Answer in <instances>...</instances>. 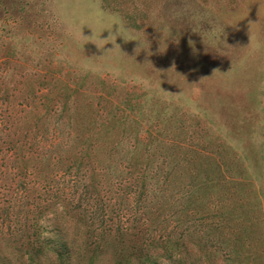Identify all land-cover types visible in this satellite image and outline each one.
Instances as JSON below:
<instances>
[{
	"label": "rangeland",
	"instance_id": "1",
	"mask_svg": "<svg viewBox=\"0 0 264 264\" xmlns=\"http://www.w3.org/2000/svg\"><path fill=\"white\" fill-rule=\"evenodd\" d=\"M61 11L81 30L83 23L111 29L121 20L149 45L140 49L139 41L117 37L120 46L113 51L112 43L99 48L83 37L77 42L68 35ZM8 31H20L25 48L17 47L19 60L5 63ZM83 34L93 31L85 26ZM109 35L105 30L102 38ZM22 56H28L27 63ZM4 87L23 100L18 111L31 109L30 100L49 103L54 142L71 113L63 109L66 103L95 112L101 104L129 102L135 109L122 114L139 125L123 133L128 147L135 145L134 137L143 142L155 136L149 148L157 151L155 165L176 166L178 172L193 150L202 154L200 167L226 163L206 185L211 203L243 204L242 213L264 227V0H0V94ZM97 117L101 122L105 115ZM169 152L175 154L170 165L164 154ZM205 176L195 183L205 186ZM245 181L249 185L241 186ZM241 230L231 227L223 234L233 231L236 238ZM241 239L235 264H264V244ZM231 247H213L206 261L229 264Z\"/></svg>",
	"mask_w": 264,
	"mask_h": 264
},
{
	"label": "trees",
	"instance_id": "2",
	"mask_svg": "<svg viewBox=\"0 0 264 264\" xmlns=\"http://www.w3.org/2000/svg\"><path fill=\"white\" fill-rule=\"evenodd\" d=\"M8 34L5 63L17 60V47H24L20 31ZM2 89L0 264H208L212 248L222 243L232 246L227 257L235 264L241 237L248 245L264 244V227L242 213L243 204L211 203L206 185L226 163L200 167L202 154L193 150L183 170H166L164 163L155 165L157 151L149 152L155 136L143 142L137 136L134 146L126 145L123 133L139 125L122 114L135 109L129 102L101 104L95 112L66 103L67 135L62 131L54 142L49 103L30 100L31 109L18 111L23 100L11 88ZM164 154L172 164L173 154ZM201 173L205 186L195 183ZM187 178L191 181L184 184ZM231 227L242 235L223 234Z\"/></svg>",
	"mask_w": 264,
	"mask_h": 264
},
{
	"label": "clouds",
	"instance_id": "3",
	"mask_svg": "<svg viewBox=\"0 0 264 264\" xmlns=\"http://www.w3.org/2000/svg\"><path fill=\"white\" fill-rule=\"evenodd\" d=\"M60 15L63 17L64 23L67 26V32L70 37L75 39L77 42L81 40L83 37L88 42H94L99 48H101V45H103V48H105V45L108 43H112L114 47L110 50H115L117 46H120L116 41L117 37H122L125 41H139V47L140 49H145L146 45H149V41L145 40L142 36H140L138 33H134L133 30L128 28L121 20H116L113 22V26H117V29L114 33L111 32L113 29V26L111 29L104 26L102 23H98L96 21H91L87 23H83V27L81 30L80 25H74L72 21L67 17V14L61 11ZM87 26L92 29L93 35L91 36H85L83 34V28ZM155 26V25H154ZM156 27V26H155ZM166 29V25L161 24L159 26V31L164 32ZM97 30H99V35H97ZM105 30L110 31V35L107 38H102V33L105 32Z\"/></svg>",
	"mask_w": 264,
	"mask_h": 264
}]
</instances>
